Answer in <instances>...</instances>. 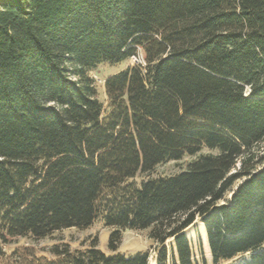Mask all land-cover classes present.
Segmentation results:
<instances>
[{
  "label": "trees",
  "instance_id": "1",
  "mask_svg": "<svg viewBox=\"0 0 264 264\" xmlns=\"http://www.w3.org/2000/svg\"><path fill=\"white\" fill-rule=\"evenodd\" d=\"M139 53L104 105L90 70ZM263 141L264 0H0V263L14 238L101 221L108 253L7 264H149L123 230H147L157 264H198L201 218L214 264H264Z\"/></svg>",
  "mask_w": 264,
  "mask_h": 264
},
{
  "label": "rangeland",
  "instance_id": "2",
  "mask_svg": "<svg viewBox=\"0 0 264 264\" xmlns=\"http://www.w3.org/2000/svg\"><path fill=\"white\" fill-rule=\"evenodd\" d=\"M133 58L119 64H100L95 69L90 70L89 74L95 79L98 87V97L107 105L103 84L105 78L124 69L126 66L134 64ZM260 148L264 149V141L260 144ZM192 157L186 156L181 161H170L159 165L153 173L149 176L171 175L184 169ZM148 177V175H139L137 181ZM229 193L228 198L231 197ZM113 228L106 227L101 221L94 222L90 227L80 228H67L57 231L47 237L36 239L31 237H17L14 238L10 244L5 246L7 258L0 264H7V261L12 258L13 252L17 250H24L25 248L34 249L38 256H45L51 258L52 249L56 245L68 244L71 249H85L90 244L96 241L98 247L105 251L110 252L108 249L109 236ZM186 235L192 239L195 257L198 264H214L211 254L210 245L207 238V232L201 218L186 229ZM171 240L166 242L168 250L171 247ZM202 248V250L200 249ZM159 246L149 239L147 230H123L122 239L118 248L119 252L126 255H133L138 251H147L149 253V264H157ZM249 255H245L237 259L235 262L220 263V264H240L247 259ZM205 259V263L203 262Z\"/></svg>",
  "mask_w": 264,
  "mask_h": 264
},
{
  "label": "built area",
  "instance_id": "3",
  "mask_svg": "<svg viewBox=\"0 0 264 264\" xmlns=\"http://www.w3.org/2000/svg\"><path fill=\"white\" fill-rule=\"evenodd\" d=\"M135 63H144L141 53L132 57Z\"/></svg>",
  "mask_w": 264,
  "mask_h": 264
}]
</instances>
